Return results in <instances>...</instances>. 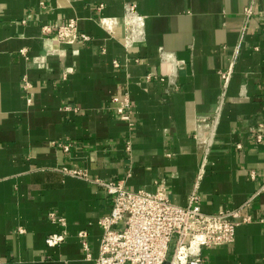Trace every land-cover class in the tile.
Wrapping results in <instances>:
<instances>
[{"label":"crops","instance_id":"1","mask_svg":"<svg viewBox=\"0 0 264 264\" xmlns=\"http://www.w3.org/2000/svg\"><path fill=\"white\" fill-rule=\"evenodd\" d=\"M70 19L87 42L42 30ZM202 164L201 209L250 218L231 245L202 247L203 264H264V0H0V264H92L77 233L96 256L111 204L95 179L154 191L164 178L185 205ZM50 211L67 230L55 246Z\"/></svg>","mask_w":264,"mask_h":264},{"label":"built area","instance_id":"2","mask_svg":"<svg viewBox=\"0 0 264 264\" xmlns=\"http://www.w3.org/2000/svg\"><path fill=\"white\" fill-rule=\"evenodd\" d=\"M251 5L244 8L248 19L254 14ZM134 14L135 5L130 3L126 8V15L128 17ZM42 30L53 32L58 43L72 45L90 39L86 33L79 31L73 19L65 24L45 25ZM230 73V69L220 71L224 86ZM25 84L26 82L23 83L24 88ZM111 101L117 104L115 110L119 117L129 121V111L125 112L130 108L127 98L115 96ZM219 112L218 106L213 117L214 124ZM212 138L213 130L206 139L196 138L204 145L203 163L207 159ZM262 139L261 133L255 135L257 143ZM237 147L239 148L240 144H237ZM202 168L203 164L185 205L171 202L164 178L154 181V191L143 188L132 190L120 180L95 179L104 186L111 204L108 211L97 220L102 233L96 256H91L88 251L86 232L80 230L77 233L86 257L92 264H203L202 247L231 245L234 242L236 227L250 218L241 216L237 209L213 213L201 209L198 180ZM250 176L254 178L255 174L250 172ZM256 194H264V175ZM48 218L61 226L59 232L50 233L45 240L48 246H55L63 242L67 235L65 218L53 211L48 212Z\"/></svg>","mask_w":264,"mask_h":264}]
</instances>
